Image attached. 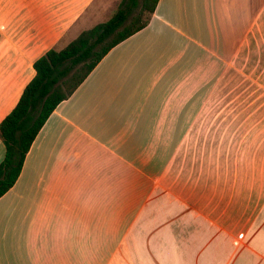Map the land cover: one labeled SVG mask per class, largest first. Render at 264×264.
I'll list each match as a JSON object with an SVG mask.
<instances>
[{"label":"crops","instance_id":"0c3cea01","mask_svg":"<svg viewBox=\"0 0 264 264\" xmlns=\"http://www.w3.org/2000/svg\"><path fill=\"white\" fill-rule=\"evenodd\" d=\"M96 2L0 0V123ZM0 264H264V0H159L37 134Z\"/></svg>","mask_w":264,"mask_h":264},{"label":"trees","instance_id":"16d2710c","mask_svg":"<svg viewBox=\"0 0 264 264\" xmlns=\"http://www.w3.org/2000/svg\"><path fill=\"white\" fill-rule=\"evenodd\" d=\"M158 2L122 0L106 22L82 31L65 47L52 48L34 62V77L0 123L5 147L0 198L16 183L33 141L55 108L71 97L112 48L149 24Z\"/></svg>","mask_w":264,"mask_h":264},{"label":"rangeland","instance_id":"374dc122","mask_svg":"<svg viewBox=\"0 0 264 264\" xmlns=\"http://www.w3.org/2000/svg\"><path fill=\"white\" fill-rule=\"evenodd\" d=\"M122 0H97L92 10L80 23L82 31L93 26L106 22L118 9Z\"/></svg>","mask_w":264,"mask_h":264}]
</instances>
